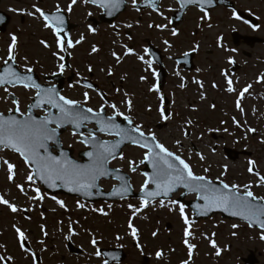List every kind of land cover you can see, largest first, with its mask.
<instances>
[{
	"label": "rangeland",
	"instance_id": "374dc122",
	"mask_svg": "<svg viewBox=\"0 0 264 264\" xmlns=\"http://www.w3.org/2000/svg\"><path fill=\"white\" fill-rule=\"evenodd\" d=\"M233 1L238 4L240 10L249 11L250 14L256 13L254 16L264 22V0ZM127 2L125 15L113 27H94L87 23L81 30L73 32L71 50L77 51L73 55L74 62L84 61V50H87L91 67L97 72V76L103 74L94 67L100 66L99 62L104 63V74H112L110 80L104 79L105 86L108 87L113 82L119 87L118 90L131 93L132 96L125 93L127 98L137 99L136 105L140 104L137 108L120 105L118 111L130 118L145 134H154L159 143L174 154L180 155L195 175L224 182L229 186L238 185L241 192H244V186L248 185L254 196L264 200V185L259 177L264 175L263 80H260V87L251 89L252 80H256V75L264 76V73L259 72L264 69V63L260 62L258 66L249 63L247 71L239 70L236 75L229 72L234 62L241 66L246 65V56L256 61L264 60L262 45L250 48L242 44L235 46L231 38L232 32L264 40V30L255 33L249 26L234 19L235 15L223 7H217L207 13L190 8L184 16L180 30L183 36V50L198 47V70L194 77L196 87L194 91L186 90L187 95L178 93L175 98L172 96L173 103L167 110L161 94L156 93L158 89L155 88L151 95H146L148 84L139 87L138 68H150V61L143 55L146 45L143 43L144 36L152 35V39L156 37L164 27V19L174 4L171 1L166 2L159 13L145 14L140 19L132 11L133 0ZM57 6H71L69 13L73 21L84 19L86 15L97 18L100 12L97 7L88 5L83 0H76L75 4L72 0H0L1 11L10 9L14 13L10 25L12 27H8L6 33L0 34V65L9 57V41L11 42V37L15 35L17 41L26 43L23 51L26 54H22L21 50L12 52L16 53L18 68L22 72H28L29 68L35 70L38 66L35 58L41 61L47 54L39 46V41L51 40L48 38L49 30L38 25L30 16L36 15L37 7L53 9ZM26 14L28 16H25ZM21 21H25L24 26ZM150 25L154 26L153 32L148 29ZM90 26L94 31L89 30ZM114 27L119 28L118 34L113 33ZM144 27L147 29L146 34L140 30ZM131 36L134 37L130 38ZM161 37L153 40L160 47L164 46ZM167 38L171 40L169 34L164 37ZM77 40L80 43H75ZM93 47L97 51L93 52ZM53 50L56 53L61 51L57 48ZM144 74L142 72L143 76ZM229 80L232 81L231 87L234 89L232 92L228 91ZM247 86H250L249 95H244V99L240 98V93ZM251 92L254 93L253 96ZM36 93L32 88H4L0 91L3 99L0 112L7 114L15 110L14 103L9 98L12 94L20 104L21 113L25 114ZM79 99L85 101L92 109L101 108L100 99L93 93H88L87 101L85 97ZM237 102L240 107H237ZM161 111L165 114L167 111V119L161 116ZM37 113L44 115L43 112ZM108 113L112 114L111 111ZM62 144L65 148L73 149L75 155L84 149L78 138L69 130L63 135ZM226 151L234 155L233 159L227 157ZM145 156V151L127 147L121 157L111 164L112 168H119L130 175L134 192L144 188L146 178L139 170L131 173L130 167L142 164ZM5 160L15 166L12 180L8 179ZM249 161L254 162L253 166L259 175L248 171ZM29 174H32L31 168L18 155L7 150L0 152V195L18 209L12 212L6 205L0 204V249L4 246V256L0 254L4 259L0 260V264H104L103 258L96 255L101 247L123 249L128 258L121 264H185L188 260L192 261L191 264H196V261L206 255H210V264H217V253L212 249H225L223 257H219L222 258L219 260L221 264H241V258L254 249L255 253L260 255V264H264V239L261 238L264 237V232L251 230L244 223L228 221L220 216H213L207 221H188L192 215L191 211L182 204L173 203L182 191L168 202L171 204L158 201L151 203L146 209L142 208L141 200L118 203L124 205L111 208L85 209L80 206V202H70L66 198L43 193L39 184L33 179L28 180ZM115 184L117 183L112 180L100 183L104 190H110ZM17 185H20L23 191ZM195 198V195H189L185 200L194 201ZM57 201L63 202L67 208L61 207ZM181 205L184 209L183 215L180 212ZM90 211L96 214H91ZM109 211L114 212L116 218L111 220ZM39 220H45L46 225L37 224ZM129 221L137 229L135 239L128 227ZM168 224L170 227H167ZM233 225L236 227L233 228ZM16 228L24 233L23 240L34 249L32 254L21 247ZM185 229L190 235L185 236ZM67 238L83 251L81 255L68 253ZM93 240L97 242L95 245ZM213 242L216 244L215 248L212 247ZM189 245H195L191 254ZM157 252L162 253L159 258L156 256ZM35 254L39 256L40 263L35 262ZM203 262L208 264L206 259H203Z\"/></svg>",
	"mask_w": 264,
	"mask_h": 264
},
{
	"label": "snow or ice",
	"instance_id": "6c2138e0",
	"mask_svg": "<svg viewBox=\"0 0 264 264\" xmlns=\"http://www.w3.org/2000/svg\"><path fill=\"white\" fill-rule=\"evenodd\" d=\"M93 3H96L97 0H92ZM155 0H153V3ZM189 2H193V0H189ZM72 3L75 4L76 0H72ZM100 6L104 8H119L120 0H99ZM136 0H133V4L135 5ZM180 3L183 5L184 0H180ZM71 6H69V10ZM35 11L39 13L41 17H43L45 21V27L53 28V30L58 34L62 31V28L54 27V23L63 24V19L59 16H54L52 18V22H50V18L46 15L40 8H36ZM57 12L60 11L59 7L56 9ZM32 15V13H28ZM131 27V25H128ZM151 27V25H150ZM90 31H94V29L89 27ZM176 34L175 32L173 33ZM83 39V37H81ZM12 43L9 46V60L13 59L12 52L17 43V37L13 35L11 37ZM44 44V41H41ZM75 43H80L77 40ZM57 45L63 49L64 41L60 39L59 35H57ZM48 45L45 44V47ZM67 47H73V42L71 40L67 41ZM93 52L97 51L95 47L92 49ZM129 51H131L129 49ZM147 51V49L145 50ZM115 55V53H113ZM63 59V57H61ZM119 59V57H117ZM143 59V57H141ZM232 62V61H230ZM7 63V61L5 62ZM60 69H64V65H59ZM28 72H31L32 69H27ZM91 71V69H89ZM6 73H10L12 76L16 77V80L23 83V86L26 88L35 87L38 89L37 95V104L35 106H40L41 104L50 105L51 108L57 109V113H49L44 118L35 119L30 115L26 119H16L14 117H9L7 120L0 117V145L4 147L11 148L15 152L19 153V155L24 159L26 164H31L35 166V173L39 175V177L49 186L54 187L57 181L63 182L65 185H69L68 190L71 192H84L85 194L90 195V189L95 187L96 181L100 176H104L108 174L107 164L109 157L114 156V149L118 147L120 142H117L114 145H109L108 142H96L95 139H89L87 142L92 144L93 151L88 152L87 155L90 158V164L87 165H79L70 160L61 159L49 152L48 142L51 141L55 143L56 136V128L61 127L64 123L74 124L76 127H80L85 122L90 119H95L97 123L103 122L105 124L104 127L100 128V131H113L115 130L122 138H129V131L120 129L114 123V118L108 117L106 121L100 116L99 113H95L92 117H89L86 113H93L92 108L84 109L80 102L74 99L66 98L63 95H60L55 87L49 88H41L39 84H34L31 82V77H22L16 72L11 71V69H5ZM144 79V77H141ZM0 76V84L9 83ZM229 88L228 91L232 92L234 89L231 87L232 81L229 80ZM184 85H181L183 87ZM90 87V85H88ZM250 87V86H248ZM248 87L240 93L241 97H243L244 93L248 91ZM85 100L88 99V93H84ZM43 97V99H41ZM13 103H18L17 101H13ZM130 104V101H129ZM115 109V105H111ZM237 107H240L239 102H237ZM19 111V108H17ZM120 115L119 112L116 113ZM161 116L164 119H167L164 111H161ZM125 120L129 118L127 116L124 117ZM55 124L56 128H50L49 125ZM107 125H111L110 128ZM132 132H139V137L141 139L144 138L145 134L143 131L139 130V126H133L131 129ZM249 131H255L254 129H249ZM89 136L92 137L93 133L89 132ZM131 139L139 143L141 147H145V143H140V141L136 140L135 137H131ZM151 139L153 141L156 140L155 135L153 134ZM85 141H81L84 143ZM179 143V142H178ZM155 149H159V153L155 152ZM146 159L149 160L153 167V175L151 177V183L156 186V190L152 192H148V196L156 197L159 195L167 196L169 193L173 192L178 187H183L188 189L189 191L195 192L198 194V198L205 202L204 209L205 211L211 209L213 207L222 208L225 211H230L233 216H241L243 219L251 221L253 218L260 221L261 226L264 227V220L261 217H264V206L257 205L252 203L251 201H255L257 197L253 195V192L248 190L249 186H244L243 194L239 193L238 185H231V187L227 184H223L222 191L219 188L214 187L210 182H206L204 176L195 175L188 163H186L180 155L174 154L169 151L163 144L155 143L154 147L150 149L149 153L146 154ZM201 159L203 157L201 156ZM178 162V163H177ZM4 164L7 165L8 169V179L12 180L14 176V165L9 163L7 160L4 161ZM253 161H249L248 171L253 172L252 165ZM207 171V169H205ZM28 180L31 181L33 179V174L28 175ZM149 184V180H145L144 187L146 188ZM262 184H264V179H262ZM17 187L23 188L20 185ZM144 188H142V191ZM61 204V207H64L63 202L57 201ZM145 205L147 201L143 202ZM175 203V201H173ZM0 204L6 205L12 212H16L18 209L16 206L11 204L8 200L4 199L0 196ZM83 207V205H80ZM163 206V203H161ZM183 206L180 207L181 215H183ZM187 223V220H185ZM128 227L131 229V235L135 239L137 236V229L133 226L131 221H129ZM236 225H233L235 228ZM16 232L19 234L21 240H23L24 233L16 228ZM156 235V233H153ZM190 235L187 229H185V236ZM118 239L120 237H117ZM264 239V237H261ZM93 245L97 242L95 240L92 241ZM187 244V240H185ZM23 246V245H22ZM195 245H189L190 253L191 249L194 248ZM212 247L215 248V242L212 243ZM219 254V252H217ZM97 256L101 255L99 251L96 253ZM162 255L161 252H157L156 256L159 258ZM4 259L0 257V260ZM107 264V262H105ZM187 264V262H185Z\"/></svg>",
	"mask_w": 264,
	"mask_h": 264
},
{
	"label": "flooded vegetation",
	"instance_id": "af4514ba",
	"mask_svg": "<svg viewBox=\"0 0 264 264\" xmlns=\"http://www.w3.org/2000/svg\"><path fill=\"white\" fill-rule=\"evenodd\" d=\"M83 1L89 5L87 0H83ZM170 1L174 4V7L171 10V12L166 15V18L164 19V22H165L164 27L158 32L156 37H154L153 39H152V35L144 36L145 42L143 41V43L146 45H144L143 55L150 61L151 66H150V68L146 67L145 69H142V67L138 68L139 87H141L143 84H148L147 85L148 88L145 89V91L147 92L146 95H148V94L151 95V91L155 90V88L158 89L156 91V93L161 94V97H162L163 102H164V106L167 110L172 105L173 97L174 98L176 97L175 94L183 93V94L187 95L188 92H186V90L194 91V89L196 87L195 82H194V77H195L197 70H198V64L196 62V56L198 54L197 53L198 47H194V48L192 47V48H190V50H187V51L183 50L184 43L182 42L183 36L181 34L180 28H181V23L183 22L185 15L183 16L182 22H180L178 25H176L175 27H173L171 25V23H170L171 16L175 13V11L178 8V4L174 0H155L154 3H153V0H137L135 5L132 3V11L136 14L137 17H140V19H142V16H145V14L159 13L160 9H162V7H163L162 5L164 3L170 2ZM230 1L232 3H234L233 0H230ZM215 2H217V1H215ZM234 6L237 7L238 4L236 3V5H235V3H234ZM57 7H59V9H60L59 12L56 11ZM57 7L53 8V9L41 7V10L44 13H48L51 15L50 16V22H52V18L54 16H59L63 19V24L54 23V27L62 28V31L60 33H62V34H64L65 32L68 33L67 38H61L60 37V39L64 41L63 49L57 45V33L53 30V28L45 27V21H44L43 17H41L39 15V13H36V15L34 17L30 16V18L35 20L38 23V25H41L42 27L49 30L50 34H49L48 38L51 40L50 42L48 40L44 41V44H42L41 41H39V43H38L39 46L47 52V54L43 57V59L41 61H39V59L35 58L36 59L35 61L37 62L36 64H38V66L35 67L34 72L36 73V76L39 79V83L45 84L48 87L59 86V88H60L59 94L60 95H63L69 99L76 98L74 100L79 101L81 106H84L87 108H89V107L85 104V101H83V100L81 101L79 98L81 97L83 99L85 97L84 96L85 92L93 93V94L97 95L101 101V108L99 110L93 109V111L97 112V111L104 109L106 112V115H112V114L117 115L116 113L119 112L118 107L120 105L127 106V107L134 106L135 108H137V106L139 107L140 104L136 105L137 99L131 100V99L126 97V95H125L126 92L129 96H132L131 93H129L127 90L126 91L125 90H122V91L118 90L119 87L116 86V84H114L113 82L110 83L108 87L105 86V84L103 83L104 79L110 80L112 74H107V75L104 74V69H105L104 63L99 62L98 64H100V66L97 65L96 67H94V68L98 69V71L100 73L103 74L102 76H97L96 75L97 72H94V70L91 67V63L89 61V53L87 50H84V54H83V60L84 61L74 62L73 55L77 51H74V50L72 51L71 50L72 47L71 48L67 47V41L71 40V36H72L73 32H75L77 30H81L83 27L86 26L87 23H91L94 27H99L101 25H106L110 28L113 27V25L117 24L125 15V12L127 11V8H128V2H127V8H126L125 12H123L121 15H119L113 21L112 25L100 23V15L102 14V10H100L99 8L98 9L100 10V12L98 13L97 18L94 16L86 15L84 19L82 18V19H78L76 21H73L71 18V15L69 13L71 10H69L68 7L67 8H60V6H57ZM154 7H157L156 10L154 9ZM227 11L232 12L230 9H227ZM242 11L246 12L250 16L256 15V13L250 14V12L246 11V10H242ZM12 13L13 12L10 9H4V14L7 15L6 16L7 24L4 26L6 28L4 33L7 32L8 27H12V26H10L12 23V18H13ZM25 16H28V14H26ZM257 20H258V24L256 25V27L254 29H252L253 31H255V33H258L259 31L264 30V22H262L259 19H257ZM21 22H22V25L24 26L25 21H21ZM95 22H97L98 24H95ZM153 28H154V26L151 25V27L148 29H150V32L151 31L153 32L154 31ZM140 30L144 31V33L147 31V29L145 27L141 28ZM16 31H17V27H16ZM167 32H169V33H167ZM174 32L176 33L175 35L173 34ZM113 33L118 34L119 28L114 27ZM168 34L170 35L171 40H169L168 38L164 39V37ZM159 36H162L160 39H163V41H164V46H162V47L158 46L156 43L153 42L154 39H159ZM244 36H247V35H244ZM133 37L134 36H131L130 38H133ZM248 37H255V36H248ZM43 40H44V38H43ZM137 42H138V40H137ZM257 42L258 43H254V44L250 45V43L248 41H240L238 46L242 44V46H244L246 48H248V47L250 48V47H254V45H259V46L262 45L264 48V41H257ZM9 43L11 44L12 41L11 42L9 41ZM45 44H47L48 46L45 47ZM25 47H26V43L22 42L20 40V41H17L13 50H16L17 52H20V50H21L22 54H26L25 52H23ZM153 47L159 52V55L161 58V61H159V62L154 61V57L152 55ZM54 48L61 49V51L56 53L53 50ZM146 49H147V51H145ZM186 54H192L191 62H190L191 66H192L191 70L185 69L184 64L178 63V60L180 58L184 57V55H186ZM12 55H13V58H14L16 65H17L18 63L16 62L17 61L16 53L14 52V53H12ZM61 57H63V59H61ZM244 59L246 60V65H242V66L240 65V71H242V70L247 71L248 65H250L249 63H252L253 65H256V66H258V64L260 62L264 63L263 59L261 61H256L254 59H249L248 56H246ZM7 60H8V58H6V60L4 62H6ZM0 63H1V57H0ZM61 64H63L65 66L63 70H61L59 67V65H61ZM160 64L165 69V77L163 80H160L158 77V74L160 71ZM89 69H91V71H89ZM142 72L145 73L144 76L142 75ZM259 72L264 73V69H261ZM236 73H231V75H236ZM105 76L107 78H105ZM53 77H56V79L54 81H46L47 78L49 79V78H53ZM141 77H144V79H141ZM261 79L263 80L262 86H264V76L257 74L256 80H252L251 89H256V88L260 87L261 86V84H260ZM122 83H123V81L120 82L121 85H122ZM88 85H90V87H88ZM155 85H156V87H155ZM181 85H184V86L181 87ZM4 88H8V87H4ZM4 88H0V91H2ZM2 94H4V93H2ZM137 95H134V97ZM244 95H249V91L244 93ZM244 95H243V99H244ZM253 95H254V93L251 92V96H253ZM9 98H11L12 101H17V98H12L10 96H9ZM240 98H241V95H240ZM129 101H130V104H129ZM2 104H3V99H2V96L0 95V107ZM111 105H115L116 106L115 109L113 107H111ZM14 106L19 108V112L21 115L19 102L15 103ZM110 111L112 114L108 113ZM37 112H40V113L43 112L44 113V111H37ZM166 114H167V111H166ZM120 115H122V114L120 113ZM120 115H117V116L120 117ZM78 141L80 143V139H78ZM79 152H77V153H79ZM73 153H74V156L77 155V154L75 155L74 150H73ZM226 155H227V157L233 159L234 155L232 156V154H227V153H226ZM235 156H236V154H235ZM256 175H259V174H256ZM259 177L262 179L261 175H259ZM243 190H244V188H243ZM248 190H250V188ZM212 250L216 253L219 252V254L215 255V262L217 264H221V262L219 260L222 258L219 259V257H223V255L225 253V249H220V250L212 249ZM255 252H256V250H255ZM248 255H249V252L246 256L241 258V263H242V260L244 258H246ZM255 257L257 259V261H255L256 264H260V255L255 253ZM203 259H206V262L208 264H210V262H211L210 255H206L204 258L199 259L198 261H196L197 262L196 264H205V262H203ZM191 263H192L191 260L187 261V264H191Z\"/></svg>",
	"mask_w": 264,
	"mask_h": 264
},
{
	"label": "water",
	"instance_id": "95a60500",
	"mask_svg": "<svg viewBox=\"0 0 264 264\" xmlns=\"http://www.w3.org/2000/svg\"><path fill=\"white\" fill-rule=\"evenodd\" d=\"M90 3L95 4L100 6L99 0H97L96 3H93L92 0H89ZM180 3V0H177ZM214 0H193V2H189V0H184V4L181 5L182 10L177 12V16L180 17L182 16V14L184 13V11L186 10V8L188 6H195V5H199L200 7L203 8L204 7H212L215 4H213ZM105 2H107V0H105ZM101 7V6H100ZM125 7V2L124 0H120V5L119 8L113 9V8H104L101 7L104 11V13L102 15H100V19L102 22H107L109 24H111L114 19L116 18V16L122 11L124 10ZM229 7H232V4L229 5ZM155 8V7H154ZM240 16H242V14H240ZM67 32H65L66 34ZM236 35V34H235ZM234 35V36H235ZM237 36V35H236ZM254 41V40H253ZM152 51H154L156 53V51L154 49H152ZM153 53L154 56V60H157V55ZM11 69V71L16 72L17 74H19L22 77H31V82H33L34 84H36V80L33 77V72H29V73H25L22 74L20 73L17 68L16 65L14 64V62L12 61L11 63H8L4 66V76L3 78L11 81L9 83H5V84H9V85H23V83L19 82L16 80V77L12 76L10 73H6L5 69ZM237 69V67L235 66L234 68L231 69V71H235ZM162 75L164 76V73H160V76L162 77ZM35 88V87H34ZM43 88V87H41ZM58 92V89H57ZM41 99H43V97H41ZM37 104V96L32 100V104L29 106L28 110H29V114L31 117L35 118V119H41V118H37L33 115V111L36 109H40L42 108L44 105L47 104H41L40 106H35ZM85 109V108H84ZM52 113V111H48V114ZM18 111L15 113H9L7 116H3L0 114V117H2L3 119L7 120L9 117H14L16 119H19L17 117ZM89 117H92L95 113H86ZM28 116L23 117L22 119H26ZM100 116L103 118L104 121L107 120V117L104 116V110L101 111ZM114 118V123L119 126L120 129L123 130H128L129 131V138H122L115 130L109 132L107 130L105 131H100L101 127H104L105 124L103 122L101 123H97L95 119H90L89 121L85 122L86 124H93L96 125L97 129L96 130H87L86 131L89 133H93L92 138L90 139H95L96 142H108L109 145H114L117 142H120L118 147H116L114 149V156L113 157H109L108 160V164H107V169H108V174L104 175V176H100L95 184V187H93L92 189H90V195L85 194L84 192H71L68 190V187H70L69 185H65L63 182L57 181L55 186H49V184H46L40 177L39 175L34 174L35 173V166L31 165L32 167V171H33V178L36 182H38L43 189L46 192L51 193L52 195H65V196H69V197H77L80 198L86 202L89 203H93V202H97V201H116V200H121V199H127V198H141L145 201H147V204L154 202L156 200H170L172 198V195L177 193L180 189L184 190V193L180 196L179 199L176 200V202H181L184 203V205L189 208L193 213V220L194 221H198V220H206L209 217H211L212 215H218L220 214L222 216V218L224 219H228V220H240L243 222H246L250 227L252 228H259V229H264V227L261 226L260 221L256 220L255 218H253L251 221L243 219L241 216H233L231 215L230 211H225L222 208H218V207H213L211 209H208L205 211L204 209V204L205 202L201 199L198 198V194L192 191H189L188 189L181 187L176 188L173 192L169 193L167 196L164 195H159L156 197H150L148 196V192H152L156 190V186L154 184L151 183V177L153 175V167L152 164L149 160L146 159L145 157V161L142 163V165L139 166V168H141L142 166L144 167L141 170V173L146 177V180H149V184L147 185V187H144V190L141 191L140 193H134L132 190V186L130 184V177L117 169H112L110 168L109 164L115 160L120 154L122 149L127 146V145H132V146H138L144 150H147L148 153L150 151L151 148L154 147L155 143H158L157 140L153 141L151 139L152 136H144L143 139H141L139 137V132H132L131 129L133 128V124L132 122L128 119L125 120L126 122H122V121H118L116 120V117ZM66 125H70L73 129H75L77 134L82 133V125L80 127H76L74 124H69V123H64L61 127H59L60 130H56V136H55V143L53 147H50L49 143L51 141L48 142V149L49 152L51 153L52 149H56L58 150L57 154H52L58 158L61 159H67L70 160L76 164L79 165H87L90 164V158L87 155L88 152L93 151V146L92 144L88 143L87 141L89 139L87 138H82L83 141H85L84 143L86 144V146L89 148L87 151L82 152L79 154V158L82 159L81 162L76 161L73 157L72 154L73 152L71 150H65L62 148L61 144H60V140H59V136L60 134L64 131V127ZM50 127V125H49ZM108 128L111 127V125H107ZM96 133L99 134H105L108 136H114L115 139L112 141H104L102 139H100L99 137L95 136ZM131 137H135L136 140L140 141V143H145L146 146L145 147H141L139 143L134 142ZM7 148V147H5ZM10 150H12L11 148H8ZM14 151V150H12ZM15 152V151H14ZM155 152L159 153V149H155ZM17 153V152H16ZM19 154V153H18ZM22 158V157H21ZM23 159V158H22ZM24 160V159H23ZM178 163V162H177ZM133 171L136 170L135 168L132 169ZM102 179H112V180H116L119 182L118 185L114 186L113 189L109 192H105L103 189H101L99 187V182ZM206 179V178H205ZM206 182H210L214 187L221 189L222 191H224L223 189V184L221 182H213L210 181L208 179H206ZM148 186H151L152 189H149ZM195 194L197 196L196 200L191 201V202H185L184 199L186 196L188 195H192ZM252 203H255L257 205L260 206H264V202L260 201V200H255V201H251ZM262 220H264V217H261ZM24 246L29 249L28 245L25 243ZM69 248L70 251L72 253H80V250H74L72 244L69 242ZM99 252L101 253V255L104 257L105 261L107 262V264H116V263H121L123 260H125L126 255L124 253V251L120 248L117 249H108V250H104V249H100ZM38 259V258H37ZM255 263V259L251 256L249 257L246 261L245 264H254Z\"/></svg>",
	"mask_w": 264,
	"mask_h": 264
}]
</instances>
